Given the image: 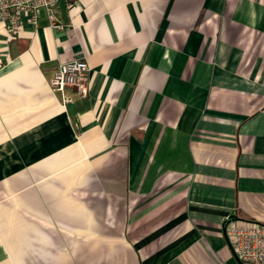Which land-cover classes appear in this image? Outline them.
I'll use <instances>...</instances> for the list:
<instances>
[{"label": "crops", "instance_id": "crops-1", "mask_svg": "<svg viewBox=\"0 0 264 264\" xmlns=\"http://www.w3.org/2000/svg\"><path fill=\"white\" fill-rule=\"evenodd\" d=\"M64 1L62 29L0 23V264H238L224 219L264 224V0Z\"/></svg>", "mask_w": 264, "mask_h": 264}, {"label": "built area", "instance_id": "built-area-1", "mask_svg": "<svg viewBox=\"0 0 264 264\" xmlns=\"http://www.w3.org/2000/svg\"><path fill=\"white\" fill-rule=\"evenodd\" d=\"M42 10L46 12L52 28H63L58 16V0H0V23L10 33H16L22 16L35 24ZM88 69V64L82 59L59 62L49 80L50 90L60 93L64 104L71 102L66 90L76 88L83 95L87 90ZM223 229L243 264H264V224L227 216Z\"/></svg>", "mask_w": 264, "mask_h": 264}, {"label": "water", "instance_id": "water-1", "mask_svg": "<svg viewBox=\"0 0 264 264\" xmlns=\"http://www.w3.org/2000/svg\"><path fill=\"white\" fill-rule=\"evenodd\" d=\"M58 6H59L60 18H61L62 22L67 23L68 20H67L65 1L64 0H58ZM223 231H224V229H223ZM224 235H225V231H224ZM225 238H226V240H227V242H228V244H229V246H230V248H231V250H232V252H233V254H234V256H235V258L237 260V262H238V264H243L242 261L234 253L233 248H232L228 238L226 237V235H225Z\"/></svg>", "mask_w": 264, "mask_h": 264}]
</instances>
